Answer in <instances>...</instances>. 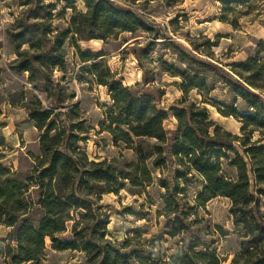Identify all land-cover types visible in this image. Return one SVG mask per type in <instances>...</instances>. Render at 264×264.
<instances>
[{
    "label": "rangeland",
    "instance_id": "374dc122",
    "mask_svg": "<svg viewBox=\"0 0 264 264\" xmlns=\"http://www.w3.org/2000/svg\"><path fill=\"white\" fill-rule=\"evenodd\" d=\"M113 1L125 6L128 0ZM137 3L143 4L135 9L154 23L159 33L123 32L115 37L92 40L75 37L78 49L93 55L85 59L71 43V35L63 47L65 63L45 70V81L36 71L35 80L31 82L29 73L10 69L18 58L17 47L22 46L20 52L30 50L27 43L30 42L47 51L57 40L52 38L54 36L45 39L26 35L15 41L13 36L25 33L27 25L37 21L43 22L51 35L66 32L72 16L87 11L86 4L83 0H0V90L6 99L11 94L15 100L13 105L7 102L2 105L0 164L19 173L21 178L30 176L37 157L41 156L40 137L43 133L30 119L27 108L33 109L40 102L46 109L66 113L63 122L58 121V127L62 129L67 123L79 136V154L72 155L75 160L82 161L80 153H83L89 161H108L118 171L131 173L129 165L139 162L135 149L140 148L153 172V183L145 189L127 181L126 188L118 194L89 193L88 199L94 206L110 217L103 246L116 247L120 255H153L155 259H167L199 239L205 245L214 243L218 254L225 259L223 264H231L234 255L241 250V243L246 240L243 229L233 223L231 201L218 197L208 201L206 208L199 206L196 197L203 180L194 173L177 178V173H183V169L176 165L168 145H163V153L159 154L156 140L134 138L132 146L122 141L115 144L113 136L102 131L101 127L105 113L113 108L114 103L109 89L100 81H119L139 94H145L143 89L147 87L163 92L157 103L159 109L169 113L164 129L173 132L177 130L178 122L171 109L179 108L183 101L203 103V97L196 90L188 95L183 93V80L177 71L185 70L186 65L180 61L170 42L176 41L187 51L196 46L204 59L229 70L232 64L243 62L264 50V0H254L246 7H233L235 11L227 13L228 19L238 22L237 28L220 21L223 8L218 0H185L179 5L170 4L168 0H139ZM24 42L26 44L21 45ZM38 51L33 49L29 57ZM52 61L49 57L41 63L49 66ZM94 65L98 66L96 70ZM208 76L213 90L210 94L204 93L207 100L203 105L208 109L211 120L224 131L240 135L242 124L233 117L220 114L213 103L217 101L242 111L245 110L244 105L235 100L219 78L213 74ZM149 94L159 97L155 92ZM258 138L256 135L255 139ZM230 157L234 158L232 154ZM154 161L160 163V168L153 167ZM224 167L229 176L236 177L234 168L226 164ZM161 179L169 190L163 187ZM85 187H82L86 189L84 191H90L92 184ZM177 188L178 193L175 191ZM92 192L95 193L94 190ZM260 212L264 216V201ZM71 228L72 223L68 225V232L59 239H72ZM9 232L10 229L0 226V264H11L7 257ZM11 247L16 248V245ZM39 264L89 262L85 252L53 250L51 241L47 239L46 256Z\"/></svg>",
    "mask_w": 264,
    "mask_h": 264
},
{
    "label": "trees",
    "instance_id": "16d2710c",
    "mask_svg": "<svg viewBox=\"0 0 264 264\" xmlns=\"http://www.w3.org/2000/svg\"><path fill=\"white\" fill-rule=\"evenodd\" d=\"M83 1L87 11L74 14L66 32L51 35L52 32L45 30L43 22L37 21L27 25L25 33L14 35L15 41L31 35L45 39L54 36L52 38L57 42L47 51L30 42H27L30 50L20 52L22 46L17 47L18 58L10 69L18 73H29L31 82L35 80L36 71H39L45 81V70L65 63L63 47L71 35V43L78 49L75 37L92 40L115 37L123 32H160L156 31L154 23L146 20L135 9L137 5L143 4L137 3L139 0H128L125 6L113 0ZM168 1L179 5L185 0ZM218 1L223 8L220 21L237 28L238 22L228 19L227 13L234 12L233 7H246L254 0ZM48 9L52 10L53 7ZM24 44L26 42L21 45ZM170 45L186 65L185 70L177 71L183 80V93L188 95L190 91L196 90L203 97V103L183 101L179 108H172L178 127L168 132L164 129V122L169 113L159 109L157 103L164 95L163 92L147 87L143 89L145 94H139L124 87L119 81H100L109 89L114 103L113 108L105 113L101 123L102 131L109 132L115 144L122 141L132 146L134 138L156 140L159 154L163 153L162 146L168 145L176 165L183 169V173L178 172L176 177L182 179L194 173L203 180L202 189L196 197L199 206L206 208L208 201L218 197L231 201L233 223L243 229V238L246 239L231 264H264V216L260 212V205L264 201V50L243 62L232 64L227 70L224 66L204 59L196 46L187 51L176 41H171ZM35 48L39 51L29 57L30 51ZM78 51L83 59L93 57L91 53ZM136 55L140 57L138 52ZM49 57L53 61L49 66H44L42 60ZM97 67L94 65L93 69ZM209 74L219 78L235 100H240L244 105L245 110L242 111L217 101L213 103L220 114L233 117L242 124L240 135L221 129L211 120L208 109L203 105L207 100L204 93L210 94L213 90ZM151 92L157 93L159 97L152 96L149 94ZM5 102L13 105L15 100L11 94L6 99L0 90V116ZM222 107L227 108L225 110ZM27 109L30 119L36 122L37 129L43 133L40 137L41 156L37 157V164L26 178H21L19 173L0 164V226L10 229L7 257L11 264H39L46 256L47 239L51 241L53 250L85 252L89 264L225 262L214 243L205 245L199 239L167 259H155L153 255H120L116 247L103 246L110 217L94 206L88 199L89 193L118 194L126 188L127 181H131L134 186L141 185L144 189L150 186L153 183V172L148 168L142 150L135 149L140 159L129 165L131 173L118 171L108 161H89L83 153H80L82 161L75 160L72 155L79 154V136L73 133V128L67 123L62 129L58 127V121L63 122L67 114L46 109L40 102L33 109ZM256 135L258 139H255ZM230 154L234 156L233 159ZM162 159L167 161L165 157ZM225 164L236 170L235 178L226 173ZM159 166L160 163L154 161L153 167L158 169ZM161 182L169 190L162 179ZM90 184V191H84L86 189L82 187L87 188ZM178 190L175 191L178 193ZM38 214L40 218L36 219ZM70 223L72 239L60 240L59 237L68 232ZM12 244L16 248H12Z\"/></svg>",
    "mask_w": 264,
    "mask_h": 264
}]
</instances>
